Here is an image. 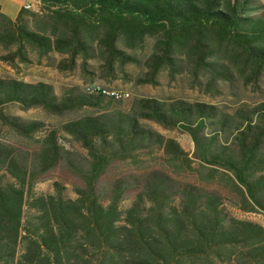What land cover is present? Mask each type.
I'll use <instances>...</instances> for the list:
<instances>
[{"label": "trees", "instance_id": "obj_1", "mask_svg": "<svg viewBox=\"0 0 264 264\" xmlns=\"http://www.w3.org/2000/svg\"><path fill=\"white\" fill-rule=\"evenodd\" d=\"M39 1L37 11L21 6L14 17L0 5L2 58L11 64L30 51L59 54L64 71L94 74L97 61L106 77L144 64L140 83L157 84L163 70L188 72L213 93L264 76L260 0ZM101 95L0 76V120L27 142L0 139V264H264V224L227 207L264 213V102L229 111L140 97L129 109L101 110ZM13 106L74 116L45 129L10 113ZM151 123L189 133L192 154ZM143 154L155 163L104 181L114 162L141 163ZM61 166L77 179L75 196L58 181L38 190Z\"/></svg>", "mask_w": 264, "mask_h": 264}, {"label": "rangeland", "instance_id": "obj_2", "mask_svg": "<svg viewBox=\"0 0 264 264\" xmlns=\"http://www.w3.org/2000/svg\"><path fill=\"white\" fill-rule=\"evenodd\" d=\"M31 0H0L1 8L8 15L14 17L19 8L24 6ZM264 7V0H260ZM38 8V6H37ZM37 11L34 8H28ZM40 10V8H39ZM38 10V11H39ZM152 49V40H148L144 49L138 51V56L144 61ZM7 50L0 45V76L15 77L27 82L43 81L54 86L56 92L61 93L66 87L78 88L81 91L88 93H96L97 88L106 89L108 93H118L119 96L113 94L102 93L101 105L102 109H129L133 102L140 97H153L162 99H186L189 101H202L207 103L218 104L219 106L233 111L240 106L247 104L256 106L264 102V76L257 84H245L241 81H235L232 86L222 84L219 92H206L197 86H194L189 79L188 72L171 76L167 70L160 72L157 84L140 83L138 79L146 72L144 64H129L126 67L127 76L106 77L101 74L97 68L98 62L92 61L95 68L94 74H89L76 68L73 71L61 70L56 66L61 56L57 53H51L50 59L39 57L35 52L29 53V60L21 61L15 59V64H11L2 56L6 55ZM126 93V95L124 94ZM8 111L12 114L22 116L28 119H38L46 124L45 129L60 128L61 125L69 120L74 115L59 116L48 113L41 108H30L28 110L19 109L16 106L11 107ZM152 126L160 131L166 137L176 139L179 144L189 153L194 150V143L189 133L178 128L167 129L155 123ZM69 140L70 137L66 136ZM0 139L18 147H27V142L17 135L14 131L3 125L0 120ZM69 144V143H68ZM76 149L82 151L79 143L70 140V144ZM159 155V154H156ZM141 159L145 160L141 163L131 161H116L108 169L104 176V181L108 182L115 178H120L123 175L137 173L143 166H149L155 162L149 160L148 155H141ZM160 161V160H158ZM156 161V162H158ZM153 162V163H152ZM185 179L195 180L193 176H183ZM61 182L69 195L75 196L73 192V184L77 181L75 175L69 170L57 167L50 173L47 179L37 184V189L40 191H51L54 182ZM132 194L129 193L124 200L123 205L127 206L132 201ZM227 207L237 217L242 219L252 220L264 224L263 212H248L243 211L238 206L227 201Z\"/></svg>", "mask_w": 264, "mask_h": 264}, {"label": "built area", "instance_id": "obj_3", "mask_svg": "<svg viewBox=\"0 0 264 264\" xmlns=\"http://www.w3.org/2000/svg\"><path fill=\"white\" fill-rule=\"evenodd\" d=\"M37 5H40V1L39 0H31L30 2L26 3L24 6L25 7H32V8L37 10ZM94 91L102 92V93H106V94H113V95L119 96L118 93H108V92L100 91V90H94ZM124 94L126 95V93H124Z\"/></svg>", "mask_w": 264, "mask_h": 264}, {"label": "bare ground", "instance_id": "obj_4", "mask_svg": "<svg viewBox=\"0 0 264 264\" xmlns=\"http://www.w3.org/2000/svg\"><path fill=\"white\" fill-rule=\"evenodd\" d=\"M27 8H31V7H27ZM97 89H100V88H97ZM103 91H105V92H107V90L106 89H102Z\"/></svg>", "mask_w": 264, "mask_h": 264}]
</instances>
